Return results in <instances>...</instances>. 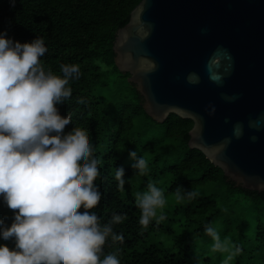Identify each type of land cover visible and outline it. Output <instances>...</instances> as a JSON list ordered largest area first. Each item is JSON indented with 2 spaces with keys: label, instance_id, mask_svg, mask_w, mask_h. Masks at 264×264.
I'll return each instance as SVG.
<instances>
[{
  "label": "trees",
  "instance_id": "obj_1",
  "mask_svg": "<svg viewBox=\"0 0 264 264\" xmlns=\"http://www.w3.org/2000/svg\"><path fill=\"white\" fill-rule=\"evenodd\" d=\"M140 1L15 0L13 5L12 0H0V32L6 30L21 43L42 37L47 52L40 60L46 71L62 76L61 64L80 66V79L67 85L71 97L57 106L72 120L64 132L76 127L84 131L100 160L101 175L94 183L102 199L89 211L101 223L113 213L125 217L113 226L123 243L107 238L101 259L115 253L120 264H264V191L236 185L200 150L190 148L191 119L174 113L162 123L151 118L129 74L116 66V32ZM81 98L85 103L77 102ZM136 148L149 162L144 175L131 167L128 152ZM118 167L125 170L123 191L115 180ZM150 181L164 190L167 219L159 224L153 220L145 228L138 222L141 210L134 193ZM178 185L198 196L178 203ZM5 217L10 225L12 210L0 201V219ZM209 224L227 251L212 250L213 241L204 234ZM0 244L14 247L13 240L0 239ZM236 246L241 251L232 255Z\"/></svg>",
  "mask_w": 264,
  "mask_h": 264
},
{
  "label": "clouds",
  "instance_id": "obj_2",
  "mask_svg": "<svg viewBox=\"0 0 264 264\" xmlns=\"http://www.w3.org/2000/svg\"><path fill=\"white\" fill-rule=\"evenodd\" d=\"M46 52L42 37L21 43L6 30L0 32V201L12 210L10 225L7 217L0 219V239L14 241L12 248L0 244V264H120L115 253L103 259L101 254L107 238L123 243L113 226L125 217L113 213L101 223L89 211L102 199L94 183L101 175L100 160L84 131L76 127L64 132L72 120L57 107L71 97L67 85L80 79V66L61 64L62 76L54 75L41 64ZM77 102L85 103L82 98ZM128 156L132 169L144 175L149 162L137 148ZM124 177V168H116L120 191ZM197 196L180 185L175 189L178 203ZM134 199L141 226L167 219L164 190L155 183L135 192ZM204 234L212 239L213 251L228 250L211 224ZM240 251L236 246L232 255Z\"/></svg>",
  "mask_w": 264,
  "mask_h": 264
},
{
  "label": "water",
  "instance_id": "obj_3",
  "mask_svg": "<svg viewBox=\"0 0 264 264\" xmlns=\"http://www.w3.org/2000/svg\"><path fill=\"white\" fill-rule=\"evenodd\" d=\"M113 50L151 118L191 119L190 148L264 191V0H141Z\"/></svg>",
  "mask_w": 264,
  "mask_h": 264
},
{
  "label": "rangeland",
  "instance_id": "obj_4",
  "mask_svg": "<svg viewBox=\"0 0 264 264\" xmlns=\"http://www.w3.org/2000/svg\"><path fill=\"white\" fill-rule=\"evenodd\" d=\"M106 97H107V94L105 95ZM103 98H104V95H103ZM167 205H165V207H166ZM167 209V208H166Z\"/></svg>",
  "mask_w": 264,
  "mask_h": 264
}]
</instances>
